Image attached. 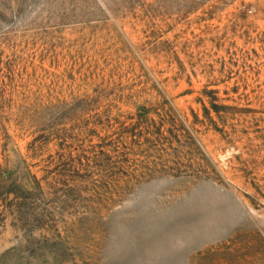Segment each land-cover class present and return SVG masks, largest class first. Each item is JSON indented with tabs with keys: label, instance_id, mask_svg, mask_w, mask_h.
Here are the masks:
<instances>
[{
	"label": "rangeland",
	"instance_id": "374dc122",
	"mask_svg": "<svg viewBox=\"0 0 264 264\" xmlns=\"http://www.w3.org/2000/svg\"><path fill=\"white\" fill-rule=\"evenodd\" d=\"M0 264H264V0H0Z\"/></svg>",
	"mask_w": 264,
	"mask_h": 264
}]
</instances>
